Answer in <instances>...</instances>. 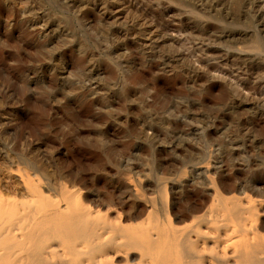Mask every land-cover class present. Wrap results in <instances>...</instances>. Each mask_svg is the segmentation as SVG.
<instances>
[{
    "label": "rangeland",
    "instance_id": "1",
    "mask_svg": "<svg viewBox=\"0 0 264 264\" xmlns=\"http://www.w3.org/2000/svg\"><path fill=\"white\" fill-rule=\"evenodd\" d=\"M71 1L0 0V157L33 153L88 163L107 155L134 161L135 172L142 173L159 168L160 162L176 154L175 149L186 160L222 146L225 138L248 139L247 128L254 127L264 144V27L243 0H225L221 9L211 8L219 11L209 16L219 14L228 29H237L238 34L242 30L239 38L257 34L261 50L253 54L256 60L241 61L228 39L212 40L208 52L204 51L208 41L186 24L194 18L189 7L170 3L174 0H121L129 15L125 19L121 13L122 22L115 24L93 11H83L86 16L79 17L83 4L103 0ZM104 1L112 11V0ZM127 8L138 11L132 12L137 14L136 22ZM143 23L154 31L151 46L142 44L147 37L133 40L135 31L143 33ZM205 62H211L210 70L222 72L242 92L200 71ZM201 81L207 82L206 87ZM98 136H103V145L97 142ZM205 142L210 145L207 150ZM263 144H257L261 150L245 154L249 162L256 153L264 154ZM180 163L173 164L186 170ZM105 169L111 172L110 167Z\"/></svg>",
    "mask_w": 264,
    "mask_h": 264
},
{
    "label": "bare ground",
    "instance_id": "2",
    "mask_svg": "<svg viewBox=\"0 0 264 264\" xmlns=\"http://www.w3.org/2000/svg\"><path fill=\"white\" fill-rule=\"evenodd\" d=\"M103 1L99 4L95 1L96 5H90L89 1L82 8L80 3L79 17L93 11L103 21L107 18V22L113 20L115 24L121 21V13L126 15L124 0H112L109 3L112 11ZM224 1L170 3L189 7L194 18L187 19L186 24L201 40L208 41L204 51L208 52L212 40L220 43L219 40L228 39L235 44L231 47L241 61L242 58L256 60L253 54L261 50L257 34L251 33L249 39L239 38L242 30L238 34L237 29H228V24L217 17L219 14L209 16L219 11L211 8L219 7ZM243 2L261 18L264 27V0ZM129 11L135 21L137 14H132L138 11ZM128 15L124 18L128 19ZM140 27L143 33L135 31L134 42L147 37L142 44L151 46L154 31L150 32L144 23ZM46 28L45 24L40 32ZM210 68L211 62H207L199 70L212 79L228 81L234 91H241L222 72ZM200 83L205 86L203 83L207 82ZM256 132L254 127L247 128L248 139L225 138L222 146L201 155H190L186 160L181 158L183 153L177 156L175 149L176 154L163 164L160 162L159 168L142 173L135 172L134 161L107 155L90 159L88 163L74 158L72 165L67 160L33 153L19 158L8 154L0 157V264H264V154L256 153L251 162L245 156L263 144ZM102 137L96 138L100 145L105 141ZM189 143L196 146L194 141ZM205 145L206 150L210 148L208 142ZM187 149H183L186 154ZM175 161L187 169L175 167ZM99 182L105 183L103 189ZM150 193L156 196L150 197Z\"/></svg>",
    "mask_w": 264,
    "mask_h": 264
}]
</instances>
